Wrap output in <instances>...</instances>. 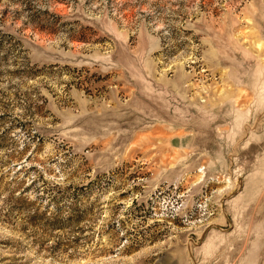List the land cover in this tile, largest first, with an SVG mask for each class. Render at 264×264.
I'll return each instance as SVG.
<instances>
[{
  "label": "rangeland",
  "instance_id": "374dc122",
  "mask_svg": "<svg viewBox=\"0 0 264 264\" xmlns=\"http://www.w3.org/2000/svg\"><path fill=\"white\" fill-rule=\"evenodd\" d=\"M0 264H264V0H0Z\"/></svg>",
  "mask_w": 264,
  "mask_h": 264
}]
</instances>
